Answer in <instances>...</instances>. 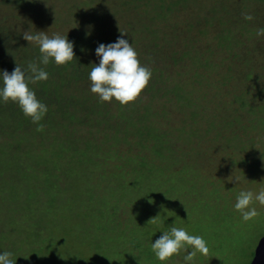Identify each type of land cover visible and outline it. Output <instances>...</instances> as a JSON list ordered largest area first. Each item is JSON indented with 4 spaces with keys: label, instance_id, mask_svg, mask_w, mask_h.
<instances>
[{
    "label": "rangeland",
    "instance_id": "374dc122",
    "mask_svg": "<svg viewBox=\"0 0 264 264\" xmlns=\"http://www.w3.org/2000/svg\"><path fill=\"white\" fill-rule=\"evenodd\" d=\"M21 4L0 1V28H7L22 53L38 48L23 38L26 31L60 34L69 41L78 36L83 40L74 53L84 68L91 67L99 63L98 45L116 42L122 30L143 53L142 65L159 79L127 105L106 102L110 116L81 113L84 123L79 116L58 117L54 130L22 127L13 136L0 135V252L12 253L17 264H42L51 252L41 256L49 244L45 238L52 236L55 248L56 238L64 240L67 233L72 247L78 236V245L90 244V255L98 260L91 264L109 258L125 264L120 258L135 254L134 231L149 252L142 264H160L151 241L175 222L208 243V256L197 254L195 264H251L264 237V206L255 204L258 216L244 222L234 204L240 191L264 188V36L257 35L264 30V6L243 0ZM246 15L253 19L245 20ZM84 83L67 88L69 103L99 104ZM22 116V124L30 120ZM21 140L24 150L18 152ZM56 144L62 157L55 168L40 163L54 160ZM15 156L34 180L18 181ZM75 196L81 204L68 206ZM60 249L49 263L79 264L74 249ZM185 254L171 264H183Z\"/></svg>",
    "mask_w": 264,
    "mask_h": 264
},
{
    "label": "clouds",
    "instance_id": "9594fccd",
    "mask_svg": "<svg viewBox=\"0 0 264 264\" xmlns=\"http://www.w3.org/2000/svg\"><path fill=\"white\" fill-rule=\"evenodd\" d=\"M244 18L248 21L253 19L251 15ZM46 33H23L26 41L38 46L39 64L64 66L72 62L75 56L73 42L67 36L53 34L50 37ZM126 34L121 30L116 42L107 45L101 43L95 50L99 63L90 67L88 80L90 92L100 103H111L115 99L121 105H127L140 96L152 78V71L141 64L133 43L130 44L124 38ZM257 35L264 36V30ZM48 78V72L36 63L28 64L26 68L17 63L11 73L0 71V103H16L23 115L37 126V131L43 130L40 122L48 113V106L37 98L30 85L47 81ZM234 180L242 183L239 176ZM255 204L264 206V188L258 192L240 191L234 209L240 213L242 221L247 222L259 214ZM149 222H155V219ZM174 224L169 225L168 230H161L163 234L155 242L151 241V250L160 264H171L173 257L179 256L181 252L186 253L183 255V264H195L197 254L208 256V243L202 236L193 235L186 228L175 227ZM11 256L12 253L8 251L0 252V264H15Z\"/></svg>",
    "mask_w": 264,
    "mask_h": 264
},
{
    "label": "trees",
    "instance_id": "16d2710c",
    "mask_svg": "<svg viewBox=\"0 0 264 264\" xmlns=\"http://www.w3.org/2000/svg\"><path fill=\"white\" fill-rule=\"evenodd\" d=\"M0 1L2 3L16 2L17 4H21L23 2V0H0ZM243 1L255 2V3L261 4L262 6H264V0H243ZM29 4L30 3H28L27 5H29ZM20 37H22V36H20ZM82 40L83 39L78 37V36H72L70 39V41H72L74 43V45H76V46L78 45V43H81ZM22 54H26V58L21 57ZM144 54H146V53H144ZM39 55L40 54H39L38 48L33 49L31 51L28 49H23V53H22L21 50L18 49V45L16 44V42H14L11 39V35L7 33V28H5V27L0 28V71L7 70L9 73H11L14 70V68L17 66V62L21 59V61H24L25 64H27V65L31 64V63L38 64L40 67L44 68V70L47 71L49 74V78L47 81H42V82H38V83L30 85V87L36 92L37 98L40 101L44 102L48 106V113L46 114L45 118L40 122L43 125V130L45 129L44 128L45 126L50 127V128L53 127L51 129L54 130L55 129L54 128L55 127L54 122H55V119L58 117H59V119L61 117H63V118L71 117L72 119H74V118L79 116L81 118L82 123H84V121H83L84 116H81V113H84L85 115H87V117L91 116V115H97V114L99 116H104V117L110 116V112L106 113V109L108 108V105H109L106 102H104V103L99 102V104L93 102L90 104V106H88L89 100H87V99H85V101L83 100V102L79 103L78 105H71L69 103L70 98H68L66 95H67V90H68L67 88H70L71 84L75 83V85H77L78 83L85 82L84 83L85 86L90 85V82L88 80V73L90 71V67L86 66L84 68V63L77 58L76 54L74 56V60L72 62L68 63L67 65H64V66H56L54 63H50L47 66L40 65L39 64ZM138 55H140V56H138V59L140 60V62L142 64L143 63V60H142L143 53L139 51ZM27 65L23 66L22 68H26ZM154 76L150 80L152 85H154V82H156L159 79V77H154ZM152 88H153V86H152ZM82 92H84V91H82ZM71 100H73L72 97H71ZM16 105L17 104L13 103V102L0 103V135L3 132H5L6 134L12 135L15 132L19 131V129H21L22 127H26L29 130H31V129L34 130L35 128H37V126L35 124H33L31 122V120L24 121L23 124L21 123L23 121V119H21L23 117L22 112H21L19 106H16ZM69 110H72V114H71V111H69ZM91 117H93V116H91ZM92 122H95V120H91L90 122L88 121L87 124H90V127H91ZM11 127H12V129H10ZM7 129L13 130L14 132L11 131L9 133L6 131ZM22 141L23 140L18 142L19 144L16 147V150L18 152H22L24 150V144ZM21 143H22L23 147L21 146ZM55 147H56V149H55ZM59 147H60V144L59 145L56 144L54 146L53 155L51 156L54 158V160L53 159H51V160L46 159V160L41 161L40 163L47 164V163L51 162V163H54L53 168H55V166L57 165L56 161L62 157L61 152H59ZM75 150H77V148H75ZM25 155L28 158H32V155L30 153H28V151H27V154H25ZM21 159H22L21 157L18 158L16 156L13 159L14 161H16L15 164L17 163L16 165L18 166V168H17L14 165L17 168V169H15V171L18 174V176H17L18 181H19V179L21 181H24V182H26L28 180L31 181V179L34 180L35 176L33 174L30 175L29 177L26 175L27 169H25V166H23L20 163ZM28 169H33V164H31L28 167ZM20 173H21V175H19ZM2 175H3V172L0 174V177ZM146 178H148V176H146V175L142 176V179H146ZM49 179H48V181H49ZM50 184L54 185V183L51 180H50ZM137 184H139V183H137ZM80 191L82 192V190H80ZM82 194H85V193L83 192ZM73 200L74 201H72L70 204H68V206H77L78 203L81 204L80 201L77 202V200H78L77 196H75L73 198ZM79 200H80V198H79ZM101 215H103V214H101ZM47 221H48V224L51 226V224H52L51 220H47ZM64 221H68V220L64 219ZM68 222L66 224H64L65 222H63L65 227H67L69 225ZM71 226H72V224H71ZM44 229H47V227H45ZM44 232H45V230L42 232L43 238H45V235L43 234ZM52 232H53V230H52ZM136 232L140 234V231L138 232V230H136ZM134 233H135L134 231L131 232V236H132L131 251L135 252V254L131 253V252L128 253L126 258H124L125 259L124 261L120 258V261H122V262L128 261L125 264H142V262L148 260L147 256H148L149 252L142 246L143 241L140 237H136V238L133 237ZM51 237L48 236V238H45L46 244L47 243H49V244L47 245V247L44 245L42 250H41L42 251L41 256L43 258H44L43 254L46 253L45 252L46 250L47 251L51 250V252H50V256H51V254L54 252L55 248L60 249V247H61V249H60L61 252L70 251L72 249L75 250V252L73 253V255L76 256V258H73L75 263L79 261L78 259L81 260V261H79V264L80 263L81 264H91V262L97 263V261H98L97 258L93 255L92 256L90 255L91 250L88 248V247H90L89 243H86L84 241L86 245H82V246L78 245V244H81L80 242L82 241L80 236H78L77 240L74 239V242L78 241V244L75 245L73 243L74 245L72 247V243L70 242V240H68L69 238L67 237V233H64V236H63L64 240L57 241L58 239L56 238V241H55L56 247L55 248H54L53 244L50 243ZM38 241L39 240L35 241V243H37ZM83 246H85V247H83ZM46 256H47V253H46ZM50 256L46 257V261L43 262L42 264H61L57 260L54 261L53 263H49L50 262V260H49ZM104 259H106V258H104ZM134 260L136 261L135 263H134ZM33 261L35 262V260H33ZM82 261H84V262H82ZM21 263H22L21 261L18 262V264H21ZM16 264H17V261H16ZM104 264H120V262L119 261L118 262H111L110 258H109V261L104 263Z\"/></svg>",
    "mask_w": 264,
    "mask_h": 264
},
{
    "label": "water",
    "instance_id": "95a60500",
    "mask_svg": "<svg viewBox=\"0 0 264 264\" xmlns=\"http://www.w3.org/2000/svg\"><path fill=\"white\" fill-rule=\"evenodd\" d=\"M251 264H264V237L259 241Z\"/></svg>",
    "mask_w": 264,
    "mask_h": 264
}]
</instances>
